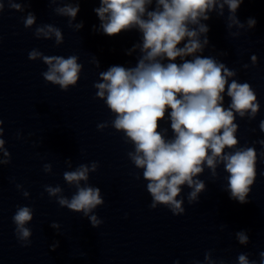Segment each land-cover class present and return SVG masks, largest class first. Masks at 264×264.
Segmentation results:
<instances>
[{"label":"clouds","instance_id":"9594fccd","mask_svg":"<svg viewBox=\"0 0 264 264\" xmlns=\"http://www.w3.org/2000/svg\"><path fill=\"white\" fill-rule=\"evenodd\" d=\"M50 2L57 3V0ZM243 2L100 0V6L94 9L100 21L98 29L93 26L94 31L107 36L130 30H137L141 34L140 42L126 53L131 55L139 51L135 66H110L99 73L100 81L94 83L93 87L97 90L96 97L104 100L115 116L111 126L124 133L126 143L134 145V151L127 155L137 169L143 170L147 191L152 198L149 206L152 209L164 205L174 215L183 214V198H177L181 196L184 186L190 189L187 196L189 204L198 202L199 195L206 190L205 182L198 177L205 167L213 178L217 177V168L221 165L228 173L225 191L230 198L241 204L249 202L247 198L257 175V152L254 147H237L239 126L235 121L237 115L249 120L256 117L260 109L257 95L249 83L230 79L237 75L235 70H230L215 57L202 55L209 45L207 33L210 30L202 21L209 20L210 13L215 12L222 17L227 6L226 27L233 37L240 35V31H232L233 27L245 29L246 25L247 29L255 28V18L249 17L242 23L236 15ZM8 3L11 9L24 11L22 5L14 0H8ZM153 3L155 7L150 10ZM79 4L80 0H76L75 4L67 3L54 9L58 16L67 17L68 26L76 30L83 28V21L73 23L80 11ZM3 9L4 3L0 2V12ZM23 23L25 28H31L36 24L35 14L29 12ZM34 35L45 40L54 37L57 46L64 41L61 29L52 24L36 27ZM220 54L227 55L226 52ZM28 58L32 61L42 60L47 65V70L42 73L44 80L58 85L63 91L75 86L80 79L83 66L78 63L79 57L76 55L67 58L46 56L33 49L28 53ZM177 58L182 62L176 63ZM257 59L256 55L251 56L253 65ZM93 63L99 68V61L93 60ZM225 94L230 98L228 107L224 106ZM166 114L173 133L171 138L166 136L167 128L160 130V122L165 120ZM2 125L3 121L0 120V165H7L11 162V154L5 148ZM108 126L104 122L98 124L97 128L103 131ZM259 128L264 132V120ZM259 143L264 145V140ZM260 155L264 156V152ZM65 163L72 167L70 159ZM98 167V162L93 161L63 173L64 181L76 188L71 198L63 194L59 185L44 186L48 196L56 198L60 207L82 213L94 228L103 222L93 214L94 209L105 201L100 188L87 182L89 174L96 172ZM43 170L51 173L52 165L44 164ZM81 182H84L83 186ZM16 187L18 190L23 188L19 184ZM22 194L25 198L30 195L27 191H22ZM32 219L33 209L29 206H18L12 217L15 235L24 247L31 243L32 231L26 225ZM50 227L59 230L60 225L53 222ZM235 236L240 245L246 246L250 242L247 230L238 231ZM58 246L59 241H56L52 249ZM259 255V264H264V252ZM237 259L238 264H257L246 253L239 254ZM204 264H218L212 258L211 251L205 253ZM219 264H223V261Z\"/></svg>","mask_w":264,"mask_h":264}]
</instances>
